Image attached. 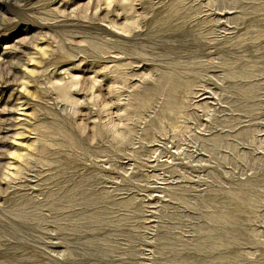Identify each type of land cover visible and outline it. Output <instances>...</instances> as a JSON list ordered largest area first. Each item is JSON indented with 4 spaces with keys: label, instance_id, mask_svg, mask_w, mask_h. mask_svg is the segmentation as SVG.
Segmentation results:
<instances>
[{
    "label": "rangeland",
    "instance_id": "obj_1",
    "mask_svg": "<svg viewBox=\"0 0 264 264\" xmlns=\"http://www.w3.org/2000/svg\"><path fill=\"white\" fill-rule=\"evenodd\" d=\"M0 264H264V0H0Z\"/></svg>",
    "mask_w": 264,
    "mask_h": 264
}]
</instances>
